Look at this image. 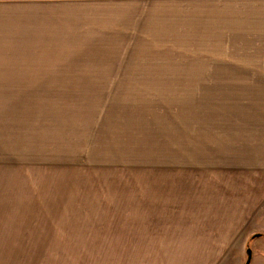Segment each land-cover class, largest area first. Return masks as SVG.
<instances>
[{
    "label": "rangeland",
    "instance_id": "obj_1",
    "mask_svg": "<svg viewBox=\"0 0 264 264\" xmlns=\"http://www.w3.org/2000/svg\"><path fill=\"white\" fill-rule=\"evenodd\" d=\"M257 12L254 47L239 50L231 37L226 47L183 54L115 41L66 51L94 57L67 66L74 74L114 81L0 82V264H91L93 243L106 261L134 264L136 252L107 248L162 242L163 224L150 215L175 201V168L234 165L237 133L264 117ZM140 203L143 221L131 220Z\"/></svg>",
    "mask_w": 264,
    "mask_h": 264
},
{
    "label": "crops",
    "instance_id": "obj_2",
    "mask_svg": "<svg viewBox=\"0 0 264 264\" xmlns=\"http://www.w3.org/2000/svg\"><path fill=\"white\" fill-rule=\"evenodd\" d=\"M261 6L264 0H0V82L114 81L117 77L74 74L67 66L94 64V57H68L66 51L115 41H134L123 45L134 50L164 46L183 54L226 47L231 37L239 50L254 47L253 35L262 29L249 17L264 10ZM43 51L50 55L41 56ZM54 65L65 67L55 76L40 73ZM235 145L234 165L175 168V190H167L175 201L150 215L164 226H157L162 242L123 241L122 248L107 249L125 256L136 252L134 264H245L251 248V264H264V236L252 237L264 233V117L252 121L250 130L242 128ZM130 208L135 214L130 219L143 221V205ZM95 249L93 243L91 264H113L105 260L109 253ZM121 260L114 264H132Z\"/></svg>",
    "mask_w": 264,
    "mask_h": 264
},
{
    "label": "water",
    "instance_id": "obj_3",
    "mask_svg": "<svg viewBox=\"0 0 264 264\" xmlns=\"http://www.w3.org/2000/svg\"><path fill=\"white\" fill-rule=\"evenodd\" d=\"M256 236H264V235L262 233H256L252 237L254 238ZM251 260H252V250H251V248H248V250H247V259H246L245 264H250Z\"/></svg>",
    "mask_w": 264,
    "mask_h": 264
},
{
    "label": "trees",
    "instance_id": "obj_4",
    "mask_svg": "<svg viewBox=\"0 0 264 264\" xmlns=\"http://www.w3.org/2000/svg\"><path fill=\"white\" fill-rule=\"evenodd\" d=\"M263 235H264V233H263Z\"/></svg>",
    "mask_w": 264,
    "mask_h": 264
}]
</instances>
